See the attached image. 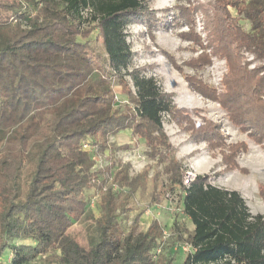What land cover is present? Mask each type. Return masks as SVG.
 Returning <instances> with one entry per match:
<instances>
[{
  "label": "trees",
  "instance_id": "obj_1",
  "mask_svg": "<svg viewBox=\"0 0 264 264\" xmlns=\"http://www.w3.org/2000/svg\"><path fill=\"white\" fill-rule=\"evenodd\" d=\"M26 1L33 13L21 11L22 4L0 2L6 11H0V259L9 250L7 264H28L38 256L58 264H175L173 258L156 253L162 237L156 221L144 229L137 213L126 225L128 200L144 188L148 164L134 175L129 162L94 170L90 152L81 148L90 138L97 151L129 149L130 143L109 141L129 129L144 141L146 156L162 164L167 190L179 187L192 229L183 232L177 220L173 226L179 239L194 249L181 264H264V213L251 214L238 191L217 187L207 176L184 183L182 164L162 124L165 115L177 112L173 94L144 68H130L135 52L126 31L129 22H136L153 37L158 26L168 28L184 20L189 30L179 35L209 49L187 65L202 67L211 63V56L224 58L227 65L220 92L191 76L186 81L220 102L261 141L264 0H212L206 5L185 0L189 5L176 6L172 18L169 8L158 17L147 0ZM9 9H14L11 14ZM85 9L87 18L82 15ZM196 14H201L206 44L194 31ZM239 16L249 21L251 31L243 29ZM85 20L94 25L82 26ZM94 28L102 38L96 53L100 68L82 49L86 45L95 51L96 40H88ZM244 52L261 63L249 69ZM164 54L179 68L173 56ZM114 76L127 96L122 109L115 106ZM110 179L113 182L107 183ZM90 188H106L98 216L85 208ZM87 217L93 218V225L85 248L70 228ZM25 238L34 243L13 242Z\"/></svg>",
  "mask_w": 264,
  "mask_h": 264
},
{
  "label": "rangeland",
  "instance_id": "obj_2",
  "mask_svg": "<svg viewBox=\"0 0 264 264\" xmlns=\"http://www.w3.org/2000/svg\"><path fill=\"white\" fill-rule=\"evenodd\" d=\"M147 1L149 7L156 11L158 17L166 15L163 9L169 8L168 15L172 18L173 13H177L176 6L189 5L185 0ZM189 1L191 4L199 2L206 5L212 0ZM0 2L22 4L21 11L33 13L32 6L26 0H0ZM61 5H63L62 2ZM13 10L9 9L7 14H11ZM0 11L2 14H6L1 5ZM232 13L236 16L234 10ZM82 15L87 18L89 10L85 9ZM238 19L245 31H251L248 20L242 16H239ZM92 25L94 23L88 20L82 24L85 27ZM188 30L189 26L180 19L168 28L158 26L153 30V37H151L143 24L129 22L126 26L127 41L130 43L132 51L135 52V58L131 62L130 68H144L146 75L156 78L165 91L173 94V103L177 112L174 116L165 115L162 124L168 141L174 149L175 157L182 164L184 179L188 177L191 181L197 175L207 176L208 180L217 187L238 191L244 198L251 214L264 213L262 197L264 190L261 189V186L264 187V138L261 141L255 140L250 127L244 128L240 122H235L220 102L204 97L200 92L190 87L186 76H191L214 88L216 92L222 91L227 65L224 58L211 56L210 64L198 68L189 67L186 63L189 59L197 57L202 51L209 52V49H203L179 35L181 31ZM194 31L201 37L203 44H206V32L203 29L201 14L195 15ZM77 39L81 42L86 41L80 36ZM88 40H96L95 51L86 45L82 49L100 68L96 53L99 51L102 38L98 28L92 30ZM164 51L173 56L179 68L171 63ZM245 60L249 61V69L261 63L250 52H244ZM117 79L118 76L112 77L116 97L115 106L122 109L127 96L122 92ZM126 79L131 84L130 79L128 77ZM109 141L114 145L130 143V148L111 152L109 149L97 151L96 147L91 144L90 138L82 141L81 148L90 152L95 163L94 170L104 169L111 162H129L130 175H134L148 164L144 188L137 191L128 200V208L124 212V215H128L126 225L130 224L137 213L140 215V225L144 229L156 221L162 228L160 246L156 253L162 257L173 258L175 264H181L187 254L188 249L184 246L188 242L179 239L173 221L179 222L183 232L192 229V224L182 209L179 187H175L173 191L167 190L165 186L167 175L161 171L162 164L157 165L155 161L146 156L144 141L134 138L129 129L110 136ZM116 167L115 165L112 170L117 169ZM156 171L159 174H156ZM112 182L110 179L107 183ZM105 189L90 188L85 191L88 199L85 208L92 209L95 216H98L99 203ZM153 194L155 198L152 197ZM92 225L93 218L87 217L73 222L70 228V232L85 248L89 247L88 236L92 233ZM13 242L17 244L34 243L31 238L14 239ZM5 254L7 256L0 259V264L8 263L11 252L6 250ZM222 262H218V264H223ZM28 264L58 263H48L43 257L38 256Z\"/></svg>",
  "mask_w": 264,
  "mask_h": 264
},
{
  "label": "built area",
  "instance_id": "obj_3",
  "mask_svg": "<svg viewBox=\"0 0 264 264\" xmlns=\"http://www.w3.org/2000/svg\"><path fill=\"white\" fill-rule=\"evenodd\" d=\"M83 145H84V143H83ZM85 148V147H84ZM189 182H190V178H185L184 179V183L186 184V185H189ZM187 244V243H186ZM184 248H187L188 250H187V253H189V252H193V248L191 247V245L188 243L187 245H185L184 246ZM208 264H216V263H208Z\"/></svg>",
  "mask_w": 264,
  "mask_h": 264
}]
</instances>
